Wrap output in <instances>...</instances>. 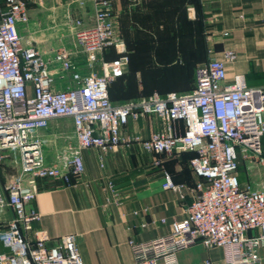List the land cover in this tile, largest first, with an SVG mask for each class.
Returning <instances> with one entry per match:
<instances>
[{"label":"built area","instance_id":"1","mask_svg":"<svg viewBox=\"0 0 264 264\" xmlns=\"http://www.w3.org/2000/svg\"><path fill=\"white\" fill-rule=\"evenodd\" d=\"M111 1L91 0L90 22L73 23L74 52L90 69L81 75L63 48L44 59L35 47L23 45L17 26L28 21L27 3L0 0V163L7 159L17 169L13 180L0 186V214L3 208L11 214L0 231V264H82L74 235L55 244H48L41 234L28 240L26 234L39 220L31 208L36 181L59 179L69 184L83 172L82 150L105 153L127 143L121 129L146 116L158 119L164 128L133 140H139L147 153L193 152L188 165L198 180L185 218L172 221L167 234L145 242L128 241L131 264H177L176 254L196 244L219 248L221 264H261L264 191L240 184L237 159L264 165V88L248 87L242 75L227 81L225 63L236 56L223 51L220 60L209 58L195 67L193 87L186 93H153L112 105L107 86L127 57L119 51L115 61L101 60L106 49L119 45L108 13ZM50 65L58 67L59 77L68 73L73 87L53 90ZM63 118L71 121L75 144H67L47 164L40 132L50 121ZM173 122L181 123V132L171 128ZM106 188L113 191L110 179ZM161 188L177 189L167 173L162 174Z\"/></svg>","mask_w":264,"mask_h":264},{"label":"crops","instance_id":"2","mask_svg":"<svg viewBox=\"0 0 264 264\" xmlns=\"http://www.w3.org/2000/svg\"><path fill=\"white\" fill-rule=\"evenodd\" d=\"M26 7L28 21L17 27L22 44L35 47L44 59L63 48L78 72L87 74L90 69L83 56L74 52L71 21L90 22L91 0H29ZM108 13L119 45L102 53L101 60L115 61L119 51L127 57L113 75L118 78L109 88L112 105L153 93L190 91L195 67L209 58L220 60L223 51L236 56L225 63L227 81L242 75L248 87L264 88V0H112ZM51 69L53 90L73 87L68 73L57 79ZM163 128L151 116L128 121L120 132L129 141L105 153L82 150L83 172L69 184L59 179L37 180L31 208L39 220L26 234L28 240L33 242L41 234L48 244H55L65 235H74L82 264H131L128 241L145 242L167 234L172 221L185 218L198 180L188 165L193 153L142 150L139 140ZM171 128L178 133L182 125L173 122ZM40 133L46 138L43 155L47 164L53 162L55 152L75 144L68 118L50 121ZM62 134L68 138L66 144L58 138ZM163 173L169 175L176 190L161 188ZM16 174L17 169L3 160L0 186L10 183ZM108 179L113 191L106 188ZM10 216L6 211L4 217L8 220ZM142 224L145 226L140 227ZM259 257L264 264V248ZM176 259L177 264L224 261L219 248L200 244L179 251Z\"/></svg>","mask_w":264,"mask_h":264},{"label":"rangeland","instance_id":"3","mask_svg":"<svg viewBox=\"0 0 264 264\" xmlns=\"http://www.w3.org/2000/svg\"><path fill=\"white\" fill-rule=\"evenodd\" d=\"M25 2L28 4L29 0H25ZM91 15H92V13H91ZM75 20H78V19H72L71 24H73ZM79 20H81V19H79ZM44 27H41V29H43ZM71 27H72V25H71ZM49 68L55 69V71H56L55 77L57 79H59L61 72H59L58 67L56 65H50ZM92 68L95 69L96 72L100 71L98 64H94ZM192 87H193V84H191L190 90ZM184 93H186V92H184ZM178 94H181V93H178ZM41 136H42V139L44 141L43 145H42V150H43V147L45 146L46 138L42 134H41ZM58 138L62 139V141H64L65 144H66V142H68V138H67L66 134L65 135L62 134ZM62 150L63 149L55 152L53 154V159H54L56 153L61 152ZM261 156L264 159V148L262 149ZM237 163H238V169H237L238 180H240V181H241V179L243 180L242 182L239 181L240 184H249L254 189H261L264 191V165L257 164L253 160H248V158L244 159L240 156H238ZM12 166L14 167V165H12ZM6 211L7 210L5 208H3L2 213L0 214V231H3L5 229V221L7 219L4 216H6Z\"/></svg>","mask_w":264,"mask_h":264},{"label":"trees","instance_id":"4","mask_svg":"<svg viewBox=\"0 0 264 264\" xmlns=\"http://www.w3.org/2000/svg\"><path fill=\"white\" fill-rule=\"evenodd\" d=\"M108 49H106L105 51H104V53L107 51ZM116 78H118V77H112V79L110 80V82H109V84H108V86H107V93H109V88L111 87V85L113 84V81L116 79ZM191 84H193V82H194V79L192 78V80H191ZM161 96V95H160ZM164 96V95H163ZM145 97H147V96H145ZM131 100V99H130ZM126 101H128V100H126ZM125 102V101H124ZM264 148V141L262 142V149ZM191 153H193V152H191ZM193 156H194V153H193ZM192 156V157H193Z\"/></svg>","mask_w":264,"mask_h":264}]
</instances>
